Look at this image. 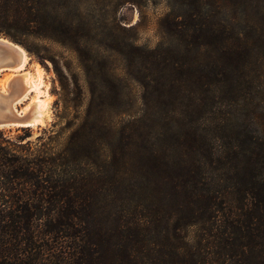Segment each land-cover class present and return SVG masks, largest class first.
<instances>
[{"label": "trees", "instance_id": "obj_1", "mask_svg": "<svg viewBox=\"0 0 264 264\" xmlns=\"http://www.w3.org/2000/svg\"><path fill=\"white\" fill-rule=\"evenodd\" d=\"M166 1L149 48L138 0H0L63 121L0 129V264H264V0Z\"/></svg>", "mask_w": 264, "mask_h": 264}, {"label": "rangeland", "instance_id": "obj_2", "mask_svg": "<svg viewBox=\"0 0 264 264\" xmlns=\"http://www.w3.org/2000/svg\"><path fill=\"white\" fill-rule=\"evenodd\" d=\"M169 11V6L166 0H138L136 3H125L123 4L117 12L118 21L124 26H131L134 33L135 43L138 45L147 46L149 48L155 47L159 40L161 39V29L159 26L160 18L163 17ZM0 36L7 38L10 41H13L19 45L20 43L6 37L3 34ZM22 46V45H21ZM24 48V46H22ZM51 52L62 57L63 60H70V71L78 75V79L83 88V95L87 96V91L84 88L83 77L79 71V68L76 66L75 59L73 56H70L68 52L64 51L62 48L55 44H49ZM27 54L29 55L28 63L23 66V70L31 67L30 63L37 62L44 71L45 80L48 84V93L50 94V107L49 114L50 117L44 122L39 123L30 127H14V128H4L1 131L10 137L16 138L19 135H22L25 131L29 132L30 138L41 134L43 131L48 129L57 130L63 124V121L59 120L57 114L61 109L62 102L59 100V83L56 79V76L52 70L51 64L46 62H41L34 54L29 52L24 48ZM7 69L0 71V80L4 78V73ZM129 95L133 100L134 108L139 104V95L140 88L133 82L129 85ZM28 101V97L21 99L17 106L21 109V106Z\"/></svg>", "mask_w": 264, "mask_h": 264}, {"label": "bare ground", "instance_id": "obj_3", "mask_svg": "<svg viewBox=\"0 0 264 264\" xmlns=\"http://www.w3.org/2000/svg\"><path fill=\"white\" fill-rule=\"evenodd\" d=\"M0 39L8 45L12 43L2 36ZM14 49L11 51V61L14 63L5 71L3 80H0V92L8 91L7 100L17 110L24 124L34 126L44 123L50 117L51 99L44 71L37 62L30 63L31 67L23 70L30 57L22 46L15 44ZM26 96L28 101L20 109L17 103Z\"/></svg>", "mask_w": 264, "mask_h": 264}, {"label": "water", "instance_id": "obj_4", "mask_svg": "<svg viewBox=\"0 0 264 264\" xmlns=\"http://www.w3.org/2000/svg\"><path fill=\"white\" fill-rule=\"evenodd\" d=\"M11 42L12 43L8 45L0 39V71L3 69H9L14 63L11 61V51L15 50L14 47L17 43L13 41ZM6 92L7 93L0 92V129L30 127L31 124H24L23 121H21V116L7 100L8 91L6 90Z\"/></svg>", "mask_w": 264, "mask_h": 264}]
</instances>
